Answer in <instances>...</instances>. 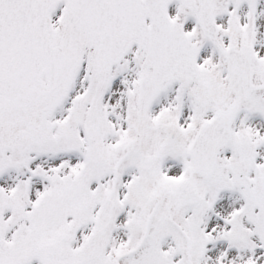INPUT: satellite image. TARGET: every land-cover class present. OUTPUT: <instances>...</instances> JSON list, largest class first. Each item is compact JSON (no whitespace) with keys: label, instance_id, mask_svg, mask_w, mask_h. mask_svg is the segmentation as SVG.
Masks as SVG:
<instances>
[{"label":"snow or ice","instance_id":"1","mask_svg":"<svg viewBox=\"0 0 264 264\" xmlns=\"http://www.w3.org/2000/svg\"><path fill=\"white\" fill-rule=\"evenodd\" d=\"M0 264H264V0H0Z\"/></svg>","mask_w":264,"mask_h":264}]
</instances>
